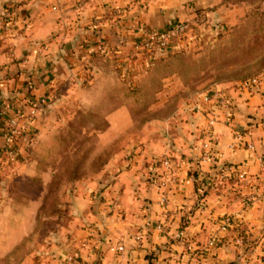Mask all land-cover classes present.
<instances>
[{"label":"crops","instance_id":"crops-1","mask_svg":"<svg viewBox=\"0 0 264 264\" xmlns=\"http://www.w3.org/2000/svg\"><path fill=\"white\" fill-rule=\"evenodd\" d=\"M221 2L0 0V22L6 6L18 7L17 26L9 33L0 26V107L14 98L28 99L29 83L36 85L38 99L46 95L49 74L58 100L62 91L57 89L74 81L67 69L75 61L69 52L90 59L102 39L121 53L150 32H163L176 22L195 23L199 10ZM226 94L232 104L228 121L222 115L211 124L210 118L189 112L157 121L155 131L162 135L148 144V159L113 173L114 181L101 192L104 203L78 193L72 203L59 205L65 213L49 217L56 222L54 231L45 229L46 175L38 174V191L31 192L28 183L37 182L28 167L5 164L0 171V264H65L69 258L74 264H264V83L251 92L237 84ZM108 114L105 135L116 137L128 129L125 104ZM5 134L0 120V148ZM164 153L172 166L165 172L155 161ZM227 167L232 173L224 172ZM147 171L166 176V208L159 205L161 192L147 181ZM216 178L231 179L244 201L227 193L226 186L216 189ZM252 196L254 202L244 209ZM225 213L233 216L236 228L223 232L217 220ZM155 221L167 224L165 232L153 227ZM90 227L102 230V244L89 236ZM238 237L245 246L236 243ZM214 238L224 241L213 248Z\"/></svg>","mask_w":264,"mask_h":264},{"label":"rangeland","instance_id":"rangeland-1","mask_svg":"<svg viewBox=\"0 0 264 264\" xmlns=\"http://www.w3.org/2000/svg\"><path fill=\"white\" fill-rule=\"evenodd\" d=\"M198 12L196 22L188 23L192 35L164 52L137 50L139 39L118 53L120 50L98 39L97 51L90 59L86 53H68L75 60L72 65L67 63L74 81L57 89V93L62 91L58 100L54 97L55 78L49 74L50 90L41 97L45 103L38 105L35 84L28 90V99L11 102L26 112L34 110L35 117L28 121V131H18L20 151L12 159L6 157L3 166L20 170L25 164L36 182L38 174L41 178L46 175V230L56 229V222L49 217L60 213L59 205L72 203L78 193L85 197L89 193L94 204L104 203L101 192L114 181L115 174L148 159L147 146L156 138L157 121L195 114L192 106L200 94L217 88L226 92L242 81L264 75V0H222ZM122 104L129 109L128 129L116 137L105 135L110 126L108 111ZM166 158L170 156L164 153L155 159L160 160L163 172L167 171ZM148 173L147 181L153 184L158 177L167 179ZM215 180L219 182L214 184L216 189L226 186L227 193H236L242 201L246 198L241 189L230 186L231 179ZM28 184L27 189L37 193L38 182ZM243 206L248 208L245 202ZM226 218L234 220L225 213L217 221ZM153 223L157 230L162 225L159 232L167 229L164 222ZM102 234L100 228L90 227L89 236L97 245L104 242Z\"/></svg>","mask_w":264,"mask_h":264},{"label":"built area","instance_id":"built-area-1","mask_svg":"<svg viewBox=\"0 0 264 264\" xmlns=\"http://www.w3.org/2000/svg\"><path fill=\"white\" fill-rule=\"evenodd\" d=\"M18 7L14 4H9L3 14L0 26L5 33H9L17 26L18 20ZM192 29L186 22H176L171 24L163 32H150L145 37L141 38L136 43L137 50H142L148 52L149 54H159V52H164L170 47H174L176 42L181 43L187 40L192 34ZM152 58V57H150ZM264 83V75L252 77L238 84L239 88L247 91H257L261 88ZM33 84H28V90H33ZM38 105L45 103V98H41L37 101ZM232 104L228 100L227 94L222 89H213L209 92H204L199 95L198 102L192 106V111L195 114L206 116L210 118L211 124L218 122L221 116L224 115L226 121L230 119ZM29 114V115H28ZM35 117V111L31 110L26 112L20 109L15 103H9L0 107V120L3 121V125L6 128L5 142L0 148V171L3 167L5 158L12 159L14 154L19 150L18 142V131L23 129V131H28L30 124L28 121ZM236 140L240 141L241 136L237 135ZM249 149L253 150L254 146L249 145ZM17 151V152H16ZM164 167L169 170L172 168L171 161L169 158L164 160ZM225 173H232L231 168L227 167L224 169ZM243 178V175L239 176ZM158 189L161 192V197L159 204L161 207L166 208L169 202L168 193L165 191L168 182L162 177H158L156 180ZM1 186V183H0ZM261 199L264 200V193L261 195ZM254 202V196L249 197L246 200V205H250ZM232 228H236L234 220L231 218H226L222 221L221 230L226 232ZM162 225L158 226V230H162ZM221 240L219 238H214L210 242V246L215 248L218 247ZM236 243L240 246H245V240L241 237L236 239ZM69 264L73 262V258H69Z\"/></svg>","mask_w":264,"mask_h":264}]
</instances>
